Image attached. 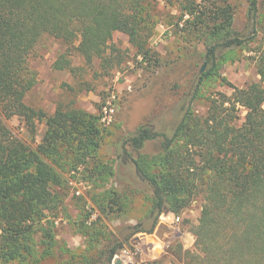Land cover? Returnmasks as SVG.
I'll return each mask as SVG.
<instances>
[{
  "label": "trees",
  "instance_id": "1",
  "mask_svg": "<svg viewBox=\"0 0 264 264\" xmlns=\"http://www.w3.org/2000/svg\"><path fill=\"white\" fill-rule=\"evenodd\" d=\"M158 2L0 0L2 264L35 260L39 244L46 245L44 252L53 247L55 223L51 219L67 208L68 181L60 171L70 165L77 169L100 147L99 116L81 108H58L48 115L26 104L39 83L38 72L30 66L39 43L51 37L67 46L66 53L53 63L54 70H72L68 56L75 51L88 65L100 60L101 70L108 73L125 60L123 51L113 44L115 33L127 35L144 59L149 56ZM187 2L194 5V0ZM258 5L259 0L251 1L255 13ZM223 39L227 47L244 44L228 33ZM209 52L215 57L217 47L209 46ZM257 69L260 82L247 89L233 87L231 96L219 93L203 114L189 105L173 135H162L161 154L141 155L134 161L138 175L153 189V209L159 217L164 212L180 215L195 201H202L198 224L192 230L194 248L183 252L179 247L177 252L185 264H264V50L257 57ZM212 73L202 75L193 100ZM239 107L246 112L241 124ZM14 117L23 121L32 141L37 124L45 123L47 131L36 148L5 124L4 119ZM160 136L142 127L129 142L139 151ZM76 226L86 236L93 231L85 221ZM98 231H93L95 237ZM121 247L111 248L108 263Z\"/></svg>",
  "mask_w": 264,
  "mask_h": 264
},
{
  "label": "rangeland",
  "instance_id": "2",
  "mask_svg": "<svg viewBox=\"0 0 264 264\" xmlns=\"http://www.w3.org/2000/svg\"><path fill=\"white\" fill-rule=\"evenodd\" d=\"M251 1L194 0L190 5L187 0H159L149 56L144 59L127 35L115 33L113 44L123 51L125 60L108 73L101 70L100 60L88 65L75 51L68 56L72 70H54L53 63L66 53L67 46L51 37L41 40L30 61L39 83L26 104L48 115H54L58 108H81L99 116L100 147L77 169L70 165L59 170L68 181V196L65 212L55 221L51 219L55 223L53 247L44 252L46 245L39 244L35 260L8 264H114L135 237L156 232L159 216L153 209V189L138 175L134 161L141 155L161 154L162 135H173L189 105L203 114L210 99L219 93L231 96L233 87L247 89L261 81L257 57L264 50V0H259L257 13ZM227 33L244 44L225 46ZM209 46L217 47L215 57ZM209 71L212 75L193 100L200 78ZM245 114L239 107L238 124ZM4 122L35 148L47 131L44 122L38 123L32 141L20 118ZM142 127H150L161 136L135 151L129 140ZM201 206L202 201L197 200L180 213L184 231L193 234ZM82 221L90 230L100 228L101 233L98 231L96 237L93 231L87 236L79 233L76 224ZM36 240L42 239L37 236ZM119 244L122 247L108 263L111 248ZM179 247L183 252L193 250L175 241L155 264H185L177 255Z\"/></svg>",
  "mask_w": 264,
  "mask_h": 264
},
{
  "label": "built area",
  "instance_id": "3",
  "mask_svg": "<svg viewBox=\"0 0 264 264\" xmlns=\"http://www.w3.org/2000/svg\"><path fill=\"white\" fill-rule=\"evenodd\" d=\"M182 222L181 215L162 213L154 234L141 233L116 258L126 264H152L167 255L175 241H179L185 249H193L195 236L182 229Z\"/></svg>",
  "mask_w": 264,
  "mask_h": 264
},
{
  "label": "water",
  "instance_id": "4",
  "mask_svg": "<svg viewBox=\"0 0 264 264\" xmlns=\"http://www.w3.org/2000/svg\"><path fill=\"white\" fill-rule=\"evenodd\" d=\"M204 71H205V67H203V68L201 69V72H204ZM114 264H122L121 259H120V258H115V260H114Z\"/></svg>",
  "mask_w": 264,
  "mask_h": 264
},
{
  "label": "bare ground",
  "instance_id": "5",
  "mask_svg": "<svg viewBox=\"0 0 264 264\" xmlns=\"http://www.w3.org/2000/svg\"><path fill=\"white\" fill-rule=\"evenodd\" d=\"M122 264H126V262L125 261H123V263Z\"/></svg>",
  "mask_w": 264,
  "mask_h": 264
}]
</instances>
